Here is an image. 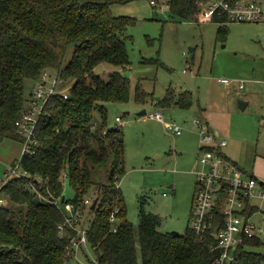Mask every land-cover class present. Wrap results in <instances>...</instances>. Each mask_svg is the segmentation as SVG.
I'll return each instance as SVG.
<instances>
[{"label": "trees", "instance_id": "trees-1", "mask_svg": "<svg viewBox=\"0 0 264 264\" xmlns=\"http://www.w3.org/2000/svg\"><path fill=\"white\" fill-rule=\"evenodd\" d=\"M127 1L0 0V140L22 139L15 122L28 105L25 79L38 81L51 67L64 79H75L67 97L56 93L45 104L34 152L20 158L27 175L12 178L1 188L0 264H84L75 256L73 239L78 231L65 223L63 209L51 201L65 194L64 177L75 192L64 200L82 204L92 188L98 197L96 207L101 200L99 209L90 205L95 215L86 232L96 264H218L220 249L212 228L164 231L160 215L144 206L138 225L124 216L119 180L125 171V136L119 126L108 127L104 102L130 98V77L124 75L130 67L126 38L136 18L111 9V4ZM204 1L166 4L173 14L194 20L200 18ZM70 44L73 54L64 64ZM103 61L120 69L105 79L94 70ZM152 95L136 85L137 101ZM192 100L186 89L179 94L169 91L156 103L171 106L178 101L187 106ZM108 165L112 167L108 182L96 181L92 169ZM117 205L121 222L112 231L110 215ZM257 247H264L261 236L247 239L235 258L224 264H262L264 251Z\"/></svg>", "mask_w": 264, "mask_h": 264}, {"label": "rangeland", "instance_id": "rangeland-1", "mask_svg": "<svg viewBox=\"0 0 264 264\" xmlns=\"http://www.w3.org/2000/svg\"><path fill=\"white\" fill-rule=\"evenodd\" d=\"M156 1L157 4L151 0L111 4L115 14L136 18L135 24L128 27L126 38L130 98L104 102L108 127L119 126L125 136V171L119 180L126 209L124 216L138 225L139 211L144 206L160 215V228L164 231L183 233L190 226L196 183L192 169L198 166L200 138L199 127L189 122L195 117H206L227 138L225 150L230 156L258 176L260 185L251 200L259 209L253 219L264 228V199L258 196L263 189L261 180L264 181V21L223 22L203 18L201 13L200 18L189 20L173 14L167 0ZM222 27L226 29L220 30ZM73 50L74 44H70L64 64L70 61ZM115 69L120 66L103 61L94 70L107 79ZM57 72V68H49L51 76ZM220 76L231 78V82L219 81ZM64 80L58 83V90H70L75 82L73 78ZM37 83L25 79L27 99ZM137 84L153 95L144 102L137 101ZM186 89L193 94L190 105L156 103L169 91L179 94ZM240 100L248 101L246 107H241ZM143 108L147 112L160 110L165 121H176L182 126V133H174L158 118L140 114ZM117 116L122 117L120 122ZM23 147L21 139L0 140V177L7 178L8 168L13 163L18 165ZM111 169V165L93 168V178L108 182ZM18 172H22L19 166ZM3 183L0 181V187ZM64 189L67 199L74 197L75 192L65 177ZM96 195L92 188L86 196L94 201ZM100 202L96 209L100 208ZM84 209L81 226L88 227L95 214L89 210L90 206ZM120 222L121 218H117L114 224ZM260 236L264 241V231ZM256 249L264 251V247ZM76 252L78 261L96 264L90 244Z\"/></svg>", "mask_w": 264, "mask_h": 264}, {"label": "built area", "instance_id": "built-area-1", "mask_svg": "<svg viewBox=\"0 0 264 264\" xmlns=\"http://www.w3.org/2000/svg\"><path fill=\"white\" fill-rule=\"evenodd\" d=\"M151 2L157 4L156 0ZM199 13L203 18L216 16L224 18L225 21H264V0H206L202 2ZM218 80L227 84L231 82V78L227 76H220ZM63 81L65 80L59 70L56 76H51L49 68L42 71L36 87L30 94L26 109L15 122L24 144L22 155L34 152V145L38 142L37 122L44 112L48 99L56 93H61L64 97L69 95V89H57L58 83ZM240 85L241 88L245 86L243 79ZM146 115L166 122L167 127L174 133H182V126L176 121H165L160 110L146 112ZM116 120L120 122L122 117L117 116ZM193 124L199 127L200 142L197 151L198 166L194 169L196 183L190 227L197 232L213 229L216 238L215 247L220 249L216 262L224 264L235 258L237 249L247 239L260 236L264 231V228L253 219V214L259 206L251 200L256 195L255 189L260 185V181L256 175L236 164L235 160L225 152L227 138L221 136L206 119L195 117ZM18 166L21 167L20 161L18 165L13 163L8 168L7 178L0 177V181L4 182L3 185L12 178L27 175V171L23 169L19 173ZM258 196L264 199V186ZM2 200L3 197L0 196V201ZM51 201L63 209L65 223L78 231L79 236L73 239V244L75 251H82V247L88 244L86 233L88 227L81 226V217L84 208L89 207L93 200L88 196L82 204H75L61 197ZM119 210L120 206L117 205L110 215L112 231L117 230L118 225L114 222L118 218L116 212ZM75 256L78 260L77 252Z\"/></svg>", "mask_w": 264, "mask_h": 264}, {"label": "water", "instance_id": "water-1", "mask_svg": "<svg viewBox=\"0 0 264 264\" xmlns=\"http://www.w3.org/2000/svg\"><path fill=\"white\" fill-rule=\"evenodd\" d=\"M124 75H125V76H129V75H130V70L127 69V70L124 72ZM157 98H159V97H157ZM247 103H248V101H246V100H240V105H241V107H243V108L246 107ZM146 112H147L146 108H143L142 110L139 111L140 114H146ZM62 199H65V194L63 195ZM97 202H98V197H96V198L94 199L93 203L91 204V208L94 209V208L96 207V205H97Z\"/></svg>", "mask_w": 264, "mask_h": 264}, {"label": "crops", "instance_id": "crops-1", "mask_svg": "<svg viewBox=\"0 0 264 264\" xmlns=\"http://www.w3.org/2000/svg\"><path fill=\"white\" fill-rule=\"evenodd\" d=\"M176 102H178V101H176ZM144 115H146V114H144ZM205 119H206V120L212 125V127L216 130V128H217V127H216V124H215V123L212 124V123L208 120V118H206V117H205ZM189 124L192 125V121H190ZM216 131H217V130H216ZM217 132H218V131H217ZM198 133H199V131H198ZM218 133H219V132H218ZM219 134H220V133H219ZM199 138H200V134H199ZM227 144H228V143H227ZM227 144H226V145H227ZM198 145H199V142H198ZM226 145L224 146V150H225ZM197 150H198V149H197ZM225 152L230 156V154L227 152V150H225ZM230 157H231V156H230ZM231 158H232V157H231ZM195 167H196V166H195ZM195 167L192 169L193 172H195V171H194ZM256 176H257V175H256ZM257 177H258V176H257ZM261 181H262V180H261ZM263 182H264V181H263ZM257 211H258V210H257Z\"/></svg>", "mask_w": 264, "mask_h": 264}]
</instances>
